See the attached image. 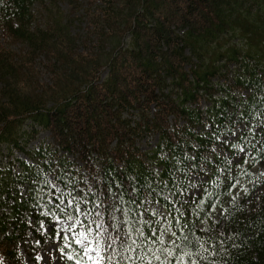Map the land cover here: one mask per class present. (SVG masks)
I'll list each match as a JSON object with an SVG mask.
<instances>
[{
    "label": "trees",
    "instance_id": "obj_1",
    "mask_svg": "<svg viewBox=\"0 0 264 264\" xmlns=\"http://www.w3.org/2000/svg\"><path fill=\"white\" fill-rule=\"evenodd\" d=\"M75 24H84L82 34L75 31ZM261 100L264 0H123L117 7L112 0H3L2 264H25L23 251L39 255L48 241L56 242L58 227L51 229L56 222L42 215L47 210V196L41 199L37 195L48 189L43 183H32L45 176H60L64 184L71 180L79 185L77 191L83 190L90 198L88 186L94 185L101 199L109 197L117 206L115 222L110 210L103 212L105 224H119L124 219L131 221L120 209L126 212L134 206L128 202L130 190H119L124 204L109 195L112 178L123 180L124 188L134 184L142 198L149 183L156 188L160 179L176 182L172 166L176 160L187 164V153L209 157L207 162L197 160L193 171L204 176L199 166L206 164L210 180L216 184L204 187L213 194L212 203L217 196L222 199L231 188L225 191V179H216L224 176L227 161L236 160L239 153L224 146L223 155L213 165L212 145L221 142L210 138L211 131L217 125L218 134L232 129L231 121L241 111L245 122L255 127L264 113ZM204 122L212 125L208 138L197 135L205 131ZM42 131L50 133L51 143L32 146ZM260 138L257 135L252 143L234 142L245 151L250 147L260 160L264 150L256 149L264 141L252 148ZM149 139L154 140L153 145ZM193 144L200 147L193 148ZM20 153L27 159L17 157ZM162 153L174 159H164ZM236 169L228 173L234 179L226 182L254 183L255 196L240 202L246 204L244 215L253 223L226 259L228 264H264V216L259 211L264 209V176L261 171L233 172ZM154 170H160L159 176ZM190 176L183 177L185 186ZM26 186L31 192L21 198L19 193ZM72 187L69 185L70 191ZM117 191L115 186L111 188V193ZM189 192L191 189L185 196ZM156 198L164 204L160 196ZM199 201L203 207L208 197ZM94 204L93 198L86 207L93 210ZM41 220L44 229L38 232Z\"/></svg>",
    "mask_w": 264,
    "mask_h": 264
},
{
    "label": "snow or ice",
    "instance_id": "obj_2",
    "mask_svg": "<svg viewBox=\"0 0 264 264\" xmlns=\"http://www.w3.org/2000/svg\"><path fill=\"white\" fill-rule=\"evenodd\" d=\"M0 3H3V0H0ZM260 103L264 105V100ZM261 116V121L253 127L249 122H245V113L241 111L237 113V119L231 121L234 125L232 129L218 134L220 130L217 125L211 131L210 138L221 142L219 153L216 152L217 146L212 145V153L215 154L211 160L213 165L223 155L224 146L238 150L239 153L236 160L227 161L229 168L224 173L225 191L239 187L245 197L249 191L238 181L234 184H228L226 181L234 179L228 175L232 168L239 167L242 162L247 163L244 155L245 148L234 141L247 140L248 143H252L257 135L261 137V141H264V113H261ZM211 128L210 123L204 122L205 131L198 132L197 135L208 138V130ZM192 147L199 148L200 146L193 144ZM231 154L237 155L236 152ZM162 157L169 161L174 159L166 153H162ZM199 159L207 162L209 157L185 153L184 160L188 163L184 164L183 160H176L172 166L171 175L175 177L176 182L170 180L165 183L163 179H160L155 182L156 188L149 183L142 198L137 196L139 189L134 184L130 183L128 188H124L123 180L118 181L113 177L112 183L108 185L109 195L115 196L121 204H124L123 195L119 190H130L128 202L134 206L128 208L126 212L120 209L125 217H131V221L124 219L119 224H105L102 218L103 212L110 210L111 219L115 222L117 206L109 197L101 199L100 195L94 192V185L88 186V193H91L92 197L90 198L87 193L82 194L83 190L77 191L79 185L71 180L68 184H64L63 179L57 175L45 176L42 181H32L33 184L43 183L48 189L47 191L41 189L37 195L41 199L47 196V210L42 215L56 222L51 225V229L60 228L54 236L60 238L62 245L53 244L51 246L58 251L56 259L65 261L66 264L67 262H72V264H120L121 261L127 264H228L226 257L230 256V249L239 247L236 240L251 229L253 222L251 217L244 215L246 204L240 203V193L230 192L227 200H221L217 196L216 202H211L213 194L209 193L204 185L207 183L215 185L216 181L210 180L208 173L211 170L207 169L206 164L199 166L200 171L205 172L204 176L193 171ZM260 161L264 162V153L261 154ZM177 165H183V167ZM260 167L264 169V163H261ZM159 171L154 170L155 175L159 176ZM188 173H191V176L185 186L183 177ZM260 175L264 176V171H261ZM219 179L217 177V180ZM85 183L87 184V181ZM69 185H73L71 191ZM113 186L118 189L115 194L111 193ZM188 189H191V192L185 196ZM73 191L76 195L72 194ZM30 192L31 187L26 186L20 191L19 196L22 198ZM165 192L168 194L166 195ZM157 196L163 199L164 204L161 203V199L156 198ZM202 196L208 197L203 207L199 201ZM193 197L197 198L196 208H193L191 203ZM93 198L95 199L94 208L89 210L86 206L93 203ZM3 200L4 196L0 195V202ZM102 205L106 207L101 209ZM259 211L264 216V209ZM233 224L237 227L233 228ZM125 228H127L126 231ZM42 229H44L43 220L39 221V227L36 230L39 232ZM49 255H51L50 251ZM41 259L39 255L36 256V260ZM0 264H2V258H0ZM44 264H47V260Z\"/></svg>",
    "mask_w": 264,
    "mask_h": 264
},
{
    "label": "rangeland",
    "instance_id": "obj_3",
    "mask_svg": "<svg viewBox=\"0 0 264 264\" xmlns=\"http://www.w3.org/2000/svg\"><path fill=\"white\" fill-rule=\"evenodd\" d=\"M122 1L123 0H112V2L115 4L116 7L119 6ZM80 12L81 11H79V13ZM178 14H179L178 12L174 13L175 16L178 15ZM74 26H75V31L77 33H81L82 34L84 32V30H83L84 29V24H81L80 26H78V24H75ZM37 136H38V138L36 140H34L33 144H32V146H34V147H37V146H39L41 144L49 145L51 143V141H52L51 137H50V133L48 131H45V132L42 131ZM149 141H150L151 145L154 144V140L153 139H149ZM143 142H145V141H143ZM258 142H260V143L262 142L261 138L258 139V141H256L254 143L252 148H254L255 144L256 143L258 144ZM146 144L149 145L148 143H146ZM248 150L249 151H245V153H244L245 158L247 160V163L242 162L239 165V167H236L238 170L237 169L233 170V172H238V171L243 172L242 170H247L248 172L258 173V172L263 170L260 167V164L264 163V162H262L260 160H257L256 156L251 154L252 151H251L250 147L248 148ZM256 150L257 151L264 150V144H263V146L257 145V149ZM220 151H221V147H220V145H218L217 148H216V152L219 153ZM17 157L22 158V159H27V157L23 153L17 154ZM220 174H222V171H220ZM219 178L222 181L224 176H221ZM238 182H239L240 185H243L245 188H248L249 191L246 194V197H245V194L242 192V189H240L239 187H237L236 189H230L229 193L230 192L240 193V196H241L240 202H246V201L249 202V201H251V199L255 196V192H256L255 187H254V183L253 182H247V181H244V180H239ZM228 196H229V194L224 196L221 200H227ZM248 196H250L251 198L247 200ZM195 199H196V197H193V200L191 201L192 206H194V208H196ZM225 206L227 207L228 205H225ZM47 230H48V228H45V231H47ZM58 231H60L59 227H58ZM53 244H61L62 245V241L60 240L59 237H56V242L48 241V243L44 246V248L42 249V251L39 254V256L42 258L41 260H36L35 261L34 259L36 258L37 255H34V254H32V253H30L28 251H27L28 253L26 254L23 251L22 254L24 256L23 257L24 258V263L25 264H44L45 260H47V264H65L64 261H58L56 259V257L58 256V251L55 248L51 247ZM49 251L51 252V255H49Z\"/></svg>",
    "mask_w": 264,
    "mask_h": 264
}]
</instances>
